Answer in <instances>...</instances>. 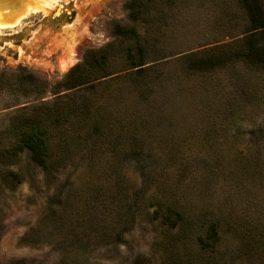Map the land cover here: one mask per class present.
<instances>
[{
	"label": "rangeland",
	"instance_id": "374dc122",
	"mask_svg": "<svg viewBox=\"0 0 264 264\" xmlns=\"http://www.w3.org/2000/svg\"><path fill=\"white\" fill-rule=\"evenodd\" d=\"M127 1L0 0V264H264V65L226 61L246 47L264 60V19L241 0H182L150 67L114 84L149 119L144 136L106 126L80 150L63 127L50 172L27 149L8 154L20 126L67 108L57 97L100 107L91 88L55 82L122 26L142 30L145 14L133 20ZM109 84L100 91L111 101ZM154 193L172 199L184 226L153 219ZM214 222L219 240L203 249Z\"/></svg>",
	"mask_w": 264,
	"mask_h": 264
},
{
	"label": "trees",
	"instance_id": "16d2710c",
	"mask_svg": "<svg viewBox=\"0 0 264 264\" xmlns=\"http://www.w3.org/2000/svg\"><path fill=\"white\" fill-rule=\"evenodd\" d=\"M241 2L247 7V10L249 5L251 12H258V15H255L252 21H259V17L261 20L264 19L261 16L263 8L260 0H241ZM127 3L132 7L130 16L133 20H135L134 16L141 20L142 15L145 14L142 30L139 29L141 24L139 26H122L116 36L105 45L97 48H88L82 60L72 66L61 79L56 80L54 86L59 91L60 89L73 90L75 88L78 90L85 88L88 90L91 88L97 94L94 98L98 99L100 107L103 104L106 107L108 103H114V108L110 110V114L104 115L100 107L92 108L88 95L82 99V102H79L77 97L69 95L73 94L71 93L72 91L66 95L59 96L55 100H62L67 108L61 112H54L55 115L52 116L50 122L40 117V119L34 120L25 126H20L16 142L8 148L10 156H16L19 150L27 149L31 153L33 162L44 168L45 171L50 172L54 157L65 153V147L58 150L54 148L56 139L61 142V134L59 132L63 127L64 129L67 128L73 136L71 144L74 143V146L80 150L86 148L89 143H96L89 142L91 136L93 139L101 141L106 135V126H110L112 129H124V132L129 136L132 133L133 135H145L149 119L142 116L141 112L128 107L123 93V96H120L117 92L118 90L113 89V86L114 84L118 86L119 82L125 81V77L134 81V78H132L133 74L129 71L130 69L137 68L136 70L138 71H144L150 67H145L144 65L149 62L148 60L153 54L152 50L158 46L163 39L162 36L166 33L165 27L166 25L168 26L167 21L170 19L168 10L171 12L172 9L183 4H181L182 0H128ZM151 10L156 13L153 17L147 13ZM152 25H157L159 30L156 32ZM252 37L253 35L251 37L245 36V42L248 43L250 41L249 38ZM253 40L254 38L251 39L252 42ZM252 47L254 46L252 45ZM246 48L243 52L244 55H240L235 59L232 57V59H227L226 61L240 58L248 61V58L250 60L257 58L256 62H250L255 65H264V60L248 54V47ZM112 62L116 66H113ZM110 65L113 67L112 70H109ZM210 65L213 69H218L214 67V62ZM111 74L114 75L110 77ZM107 82L111 84L112 90L115 91L116 95V98L111 101L106 98L104 92L100 91V89L103 90L105 87L103 84ZM108 88L106 86L104 91ZM10 173L15 178L19 175L14 170H11ZM171 195H175L174 192ZM152 199L153 203L151 202V205H154L155 202L158 203V206L150 212L153 219H159L169 229L184 226L185 218L183 212L174 204L172 199H160L157 193L153 194ZM230 227H233V225L230 224ZM218 238V222H214L206 231V239L200 236L201 247L206 250L211 249V246H214L219 240ZM145 260L144 256H139L135 264H146Z\"/></svg>",
	"mask_w": 264,
	"mask_h": 264
},
{
	"label": "bare ground",
	"instance_id": "6f19581e",
	"mask_svg": "<svg viewBox=\"0 0 264 264\" xmlns=\"http://www.w3.org/2000/svg\"><path fill=\"white\" fill-rule=\"evenodd\" d=\"M5 2H6V1H5ZM28 3H29V2H28ZM43 5H44V4H43ZM32 7H33L32 9H36V8L39 9V7L41 8V6H36V7H34L33 5H32ZM30 9H31V8H30ZM9 10H10V9H9ZM30 12H31V10H30ZM3 14H4V12H3ZM22 14H23V13H22ZM21 20H22V19H21ZM18 23H19V21H18ZM4 24H5V25H9L10 23H9V22H5ZM11 24H12V22H11ZM16 24H17V23H16ZM1 25H2V24H1ZM3 27H5V26L3 25Z\"/></svg>",
	"mask_w": 264,
	"mask_h": 264
}]
</instances>
